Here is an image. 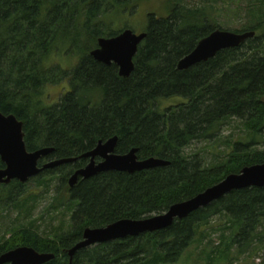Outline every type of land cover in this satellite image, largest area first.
<instances>
[{
	"label": "trees",
	"instance_id": "trees-1",
	"mask_svg": "<svg viewBox=\"0 0 264 264\" xmlns=\"http://www.w3.org/2000/svg\"><path fill=\"white\" fill-rule=\"evenodd\" d=\"M140 1L0 0V113L22 122L28 152L53 150L40 166L77 159L29 180L48 188L51 182L44 178H58L72 209L69 229L42 234L12 230L10 239L2 238L0 256L27 247L53 254L47 264H69L68 251L82 240L85 229L161 215L226 176L264 163V150L255 148L264 134V30L258 36L264 0L248 2L250 26L234 31L254 32L252 39L186 71L177 70L178 62L199 41L222 29L205 7L170 0L169 17H148L134 70L121 78L115 65L100 64L90 53L100 38L118 35L105 16L130 10ZM61 54L78 57L77 65L64 70L51 64ZM56 85L67 88L57 104L36 99L45 87ZM173 98L185 103L160 107L158 102ZM230 123L241 127L244 138L224 139L229 153L223 159L205 165L199 154H185L193 143L218 141L220 130ZM114 137L116 154L137 149L138 160L158 158L169 166L134 174L107 172L79 179L70 188L69 178L88 163L80 157ZM27 193L26 184L17 181L0 185V201L12 208L19 207ZM221 216L229 221L227 244L246 253L264 235V187L232 192L165 230L80 250L72 264H177L200 227ZM215 249L218 253L221 246Z\"/></svg>",
	"mask_w": 264,
	"mask_h": 264
},
{
	"label": "water",
	"instance_id": "water-1",
	"mask_svg": "<svg viewBox=\"0 0 264 264\" xmlns=\"http://www.w3.org/2000/svg\"><path fill=\"white\" fill-rule=\"evenodd\" d=\"M255 36L254 32L235 33L217 29L199 41L195 49L177 64L178 71H186L197 64L206 63L217 53L239 47ZM146 33L139 35L126 29L112 38H100L97 48L90 53L94 61L110 66L115 65L121 78H128L133 70V59L139 46L145 40ZM23 124L13 115L0 113V185H9L13 181L26 184L43 171L59 166L72 164L77 159L51 161L39 167V162L49 156L52 149H39L28 152L24 144ZM118 138L99 142L94 150L81 156L87 159V165L76 171L68 180L73 188L79 179L87 180L107 172H123L134 174L146 170L169 166L165 160L149 158L138 160L137 149L118 155L115 149ZM99 159L100 162L96 160ZM264 187V163L243 168L239 174L226 176L218 184L208 188L197 196L180 203H175L161 214L141 220L123 219L105 228L83 231L82 240L68 251L69 264L73 256L80 250L112 241L138 237L146 233H155L169 228L175 221L182 220L190 214L206 208L221 198L235 191ZM53 254H39L31 248L19 247L0 256V264H47L54 260Z\"/></svg>",
	"mask_w": 264,
	"mask_h": 264
},
{
	"label": "rangeland",
	"instance_id": "rangeland-1",
	"mask_svg": "<svg viewBox=\"0 0 264 264\" xmlns=\"http://www.w3.org/2000/svg\"><path fill=\"white\" fill-rule=\"evenodd\" d=\"M172 1V0H171ZM174 2L177 0H173ZM250 0H181L180 4L188 7H205L212 15L216 24L225 31H239L250 26L248 12V2ZM213 7V10L210 8ZM170 0H143L134 5L130 10L105 16L103 19L111 24L112 32L117 34L128 29L134 34L145 33L149 23V16L156 19L169 17ZM110 14V15H109ZM253 19H251V22ZM257 23V22H254ZM260 36L264 30V18L260 22ZM253 24V23H252ZM259 24V23H257ZM51 64L58 65L64 70H70L77 65L78 57H67L66 55H56L51 59ZM60 86H47L41 90L37 100H41L45 105L57 104L65 93ZM35 99V100H36ZM162 109L185 103L184 99L173 98L158 102ZM243 131L236 123H230L228 128H223L218 134L220 142L193 143L185 154H199L198 157L204 161L205 165H211L221 160L229 153L228 146L223 144L224 139L231 138L232 142L243 139ZM262 144L256 146L258 150H264V134L261 135ZM45 164V163H44ZM46 176V175H45ZM46 181H50V187L44 188L36 183L28 181L26 191L28 198L22 200L19 207L12 208L0 201V243L2 238L10 239L7 235L12 230L18 228L31 229L39 234L47 232L49 229L62 228L69 229L70 211L68 194L65 187H61L56 177L46 176ZM42 179V180H44ZM71 207V206H70ZM226 217H216L200 227L195 242L184 253L177 264H264V235L262 239H257L246 253L239 254L236 247L227 244L230 233L226 228L229 226ZM217 246H221L216 253ZM213 251L214 254H210ZM210 254V255H209ZM210 258V261H209Z\"/></svg>",
	"mask_w": 264,
	"mask_h": 264
},
{
	"label": "flooded vegetation",
	"instance_id": "flooded-vegetation-1",
	"mask_svg": "<svg viewBox=\"0 0 264 264\" xmlns=\"http://www.w3.org/2000/svg\"><path fill=\"white\" fill-rule=\"evenodd\" d=\"M41 161H42V160H41ZM41 161H40V162H41ZM96 161H97V162H100V160H99V159H97ZM40 162H39V164H38V165H39V167H42L44 164H43L42 166H40V165H41V164H40Z\"/></svg>",
	"mask_w": 264,
	"mask_h": 264
}]
</instances>
